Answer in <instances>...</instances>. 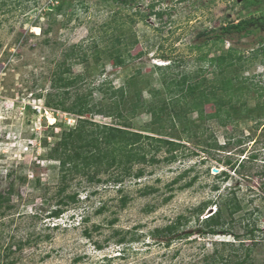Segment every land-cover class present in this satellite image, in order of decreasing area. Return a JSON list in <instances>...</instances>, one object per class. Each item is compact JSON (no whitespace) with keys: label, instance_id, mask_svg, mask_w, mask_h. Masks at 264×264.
Instances as JSON below:
<instances>
[{"label":"rangeland","instance_id":"obj_1","mask_svg":"<svg viewBox=\"0 0 264 264\" xmlns=\"http://www.w3.org/2000/svg\"><path fill=\"white\" fill-rule=\"evenodd\" d=\"M159 11L161 17L155 14ZM262 14L264 0L250 7L243 0H0V193L10 195L7 208L0 209V264H211L213 253H230L222 242L237 247L239 241L232 234H199L195 208L233 195L242 209L226 217L227 226L245 241L242 254L251 247L250 262L264 264V117H259L264 105L255 112L258 122L241 118L237 127L206 122L219 144L226 145L222 149L204 152L198 139H186L173 161L165 159L169 154L163 149L158 162L136 164L133 173L145 170L140 178L132 173L115 182L110 174L116 169L98 175L100 182L78 174L64 192H59L55 145L77 117L90 115L45 105L49 92L63 90L53 87L54 72L73 48L89 56L69 65V75H85L68 88L70 97L102 85L118 88L137 75L147 99L150 86L163 89L155 66L174 62V75L195 73L206 58L236 47L245 58L238 74L257 89L248 100L253 108L264 89V55L251 56L264 27L249 37L209 38L222 26ZM118 37L123 44L137 39L126 60L107 55ZM207 70L208 78L217 74L212 66ZM206 109L215 110L212 104ZM190 116L197 118V113ZM93 119L120 124L104 115ZM149 120L139 111L133 128L141 130ZM252 154L257 158H249ZM74 194L76 200L68 198ZM56 209L62 211L53 216ZM214 209L208 207L200 218ZM179 216L187 222L180 233L189 234L172 236L169 243L152 234ZM254 227L252 239L249 229Z\"/></svg>","mask_w":264,"mask_h":264},{"label":"trees","instance_id":"obj_2","mask_svg":"<svg viewBox=\"0 0 264 264\" xmlns=\"http://www.w3.org/2000/svg\"><path fill=\"white\" fill-rule=\"evenodd\" d=\"M114 1L127 2L130 0ZM260 2L261 0H243V5L250 7L258 5ZM153 6L154 4H152ZM61 9L62 7L59 6L57 11ZM155 14L161 17L163 12L159 11ZM263 27L264 14L251 16L248 19L222 26L209 39L232 40L236 35L239 38L249 37L252 34H258V31ZM255 42L259 46L253 50L252 58L264 55V36L259 37ZM136 43L137 39L135 38L130 43L123 44L122 39L118 37L113 48L107 50V55L109 58L126 60L130 56L131 47ZM101 53L98 51L97 57L100 58ZM88 56L87 53H79L74 48L72 51L66 52L64 60L57 63L54 72L57 79L54 78L53 83L54 88L63 90L49 92L45 99L46 107L53 110L73 115L87 112L90 115V117H77L76 125L71 127L68 133L60 136L55 145L53 155L59 161L60 184H62L59 192H64L69 187V180L78 174L89 182H100L102 180L98 175L110 173L111 170L116 169L119 172L116 174L111 172L110 177H114L112 179L115 182H121L123 178L133 173L136 164L158 162L157 155L163 149L169 154L165 159L173 161L176 158L174 152L179 148L186 147V144L183 143L186 139H198V142L204 145L201 146L204 152L210 153L212 149H222L226 145L219 144L215 134L209 132L206 127V122L215 119L221 126L232 125L235 127L241 118L258 122L255 112L262 110V105H264V100H261V98L264 99L263 89L255 107L248 106L251 92H254L256 88L252 86L253 83L246 84L248 77L240 78L238 74L239 67L245 58L236 47L230 48L223 54L206 58V63L199 66L195 73L184 71L180 75L179 73L174 75V62L155 66V69L160 73L163 89L150 86L148 89L150 98L147 99L142 95L143 88L138 86L137 75L131 76L123 86L118 88L102 85L89 92L77 91L74 97H70L68 88L83 80L85 75H69V65L76 63L79 57V61H87ZM209 66L214 67L217 72L212 78L207 77ZM139 74L141 75L140 71ZM95 89L101 94L99 100H96L94 96ZM207 104H212L215 110L208 112ZM139 111L148 113L150 120L144 124L141 130H135L132 119ZM194 113H197V118L190 116ZM94 115L115 118L120 121V124L101 123L93 119ZM259 117H264V114L260 113ZM164 130H169L170 133L167 136H160ZM228 138L226 144L231 142L230 137ZM242 141V139L236 140L237 143ZM249 158L255 159L257 154H252ZM227 163L232 162L228 159ZM241 165L244 166V163L242 162ZM235 166L236 164H233V167ZM144 173V168L140 167L133 175L140 178ZM223 175L228 177L227 172H223ZM214 187L218 188L217 185ZM144 192L147 193L148 190ZM68 198L76 200V194L70 195ZM9 200V192L7 194L0 193V209L7 208ZM61 203L67 204L68 201L62 200ZM212 205L215 206V210L201 219L200 216ZM241 209L242 203L235 195L223 202L208 200L195 208L196 220L201 225L199 234H232L239 241L237 247L234 246L235 242H222L230 247V253L227 256L219 252L213 253L211 264L217 262L252 264L250 262L252 248H245L242 254V246L245 241L227 226L226 217L233 218ZM61 211V209H56L52 215L58 216ZM182 217L179 216L175 221L162 228H156L152 234L167 237L168 243L172 236L180 237L189 234H183L184 230L180 233L187 225L186 221H182ZM257 229V227L249 229L253 236L252 239L255 238L253 233Z\"/></svg>","mask_w":264,"mask_h":264},{"label":"clouds","instance_id":"obj_3","mask_svg":"<svg viewBox=\"0 0 264 264\" xmlns=\"http://www.w3.org/2000/svg\"><path fill=\"white\" fill-rule=\"evenodd\" d=\"M215 210V209H214Z\"/></svg>","mask_w":264,"mask_h":264}]
</instances>
